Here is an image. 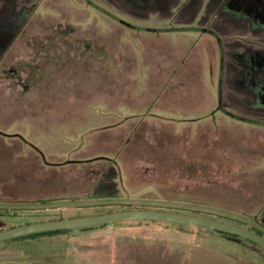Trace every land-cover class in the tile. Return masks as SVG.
<instances>
[{"label":"rangeland","instance_id":"374dc122","mask_svg":"<svg viewBox=\"0 0 264 264\" xmlns=\"http://www.w3.org/2000/svg\"><path fill=\"white\" fill-rule=\"evenodd\" d=\"M163 53L198 72L166 100L197 95L204 108L156 110L153 56ZM114 194L264 224V0H0V201ZM29 214H0V230L47 219ZM95 226L1 242L0 264H264L256 244L202 226Z\"/></svg>","mask_w":264,"mask_h":264},{"label":"water","instance_id":"95a60500","mask_svg":"<svg viewBox=\"0 0 264 264\" xmlns=\"http://www.w3.org/2000/svg\"><path fill=\"white\" fill-rule=\"evenodd\" d=\"M106 204H124L137 207L91 215L43 220L14 226L11 228L0 230V242L18 236L43 231L76 229L120 221L152 220L192 224L237 235L253 242L264 251V224H262L260 221H258L254 217H250L232 210L199 203L150 198L112 197L99 199H65L59 201L33 203L0 201V208L50 209L96 206ZM189 211L200 212L203 214H194ZM214 216L228 217L240 222H244L256 228L260 232L236 223L216 218Z\"/></svg>","mask_w":264,"mask_h":264},{"label":"crops","instance_id":"0c3cea01","mask_svg":"<svg viewBox=\"0 0 264 264\" xmlns=\"http://www.w3.org/2000/svg\"><path fill=\"white\" fill-rule=\"evenodd\" d=\"M218 56H215V58L216 57L218 58ZM186 57L187 56H185V58ZM143 59H144L143 56H140V60L142 61ZM180 59L181 58H177L176 56H171V55L166 56L164 53L163 56H153L155 67L152 76L155 78L159 76L162 77V82H161L162 85L160 87L156 85L153 91V97L155 99L154 107L158 112L171 115V118L177 117L179 114H181L182 116H188L193 112H195L196 110H201L202 108L205 107V103H203L201 99L196 98L197 95L195 99L186 101L185 103L179 98L176 99L175 101L166 100L165 98L166 96H169L172 99L173 95L174 96L179 95L178 92H184L187 94L186 92L188 89L187 86L189 85V83L190 84L192 83L191 82L192 80L196 79L194 74L198 72L194 71L192 74L190 71L192 67L183 66L180 63L182 61ZM150 60H152V58H150ZM148 71L150 73L152 72V70H148ZM149 72H148V76L150 74ZM145 73H147L146 70ZM165 117H169V116H165ZM112 123H115V121H112ZM113 155H115V153H112V156ZM73 197L76 196H69L68 198H73Z\"/></svg>","mask_w":264,"mask_h":264},{"label":"trees","instance_id":"16d2710c","mask_svg":"<svg viewBox=\"0 0 264 264\" xmlns=\"http://www.w3.org/2000/svg\"><path fill=\"white\" fill-rule=\"evenodd\" d=\"M134 27H136V26H134ZM140 29L148 30L147 28H140ZM151 30L156 31V30H159V29H151ZM219 46H220V62L222 64L223 59H224V56H223L224 55V52H223V48H222V43L221 42H219ZM221 71H222V68L220 69V74L222 73ZM220 80H221V77H220ZM218 107H219V109H222V105H221V92H219V104H218ZM229 115H231V114H229ZM236 118H238V117L236 116ZM238 119L244 120L243 118H240V117ZM245 121H248L249 122V120H246V119H245ZM113 156H115V155H113ZM112 196L113 197H121L120 195H117V194H114ZM83 198H87V199H97L94 196H91L90 197L88 195L86 197H83ZM123 198H125V197H123ZM68 199H73V198H68ZM75 199H77V198H75ZM78 199H82V198L78 197ZM1 201H4V202H18L17 200H3V199H1ZM98 206H101V205H96L94 207H98ZM50 209H56V208H50ZM71 209H73V208H71ZM125 209H130V208H125ZM45 210H41V209H0V212H1L0 214H9V215L10 214L11 215L20 214L21 215V214H25V213L29 214L28 212H33L34 214H29V215L30 216H33V217L34 216H41V217L43 216L42 219L47 218L46 220L74 217V216H71V215L49 216L47 214V212H45ZM117 210H123V209H117ZM110 211H115V210H107V211L97 212V213H91V214H98V213H104V212H110ZM180 211H183V210H180ZM189 212L194 213V214H203V213L195 212V211H189ZM86 214L91 215L90 213H86ZM214 217L219 218V219H223V220H226V221H229V222H232V223L233 222H237L236 224H239V225L245 226L247 228H250L252 230H255L257 232H260L256 228H254V227H252V226H250V225H248V224H246L244 222H240V221H237V220L228 218V217H221V216H214ZM255 219H257V218H255ZM131 221H143V220H131ZM144 221H152V220H144ZM152 222L173 223V222H166V221H152ZM177 224H182V223H177ZM100 225H104V224H100ZM93 227H96V226L82 227V228H78V229H80V230H86V229H91ZM71 230L72 229H60V230L37 232V233H32V234H27V235L18 236V237H15V238L7 239V240L1 241V242L18 241V240H26V239H35V238L41 237V236L54 235V234H62V233L70 232ZM213 231L219 232V233H223V234H226V235H230V236H234V237H239L237 235H233V234H229V233H225V232H221V231H217V230H213ZM245 240H247V239H245ZM247 241H249V240H247Z\"/></svg>","mask_w":264,"mask_h":264},{"label":"flooded vegetation","instance_id":"af4514ba","mask_svg":"<svg viewBox=\"0 0 264 264\" xmlns=\"http://www.w3.org/2000/svg\"><path fill=\"white\" fill-rule=\"evenodd\" d=\"M261 234H263V233H261ZM264 235V234H263Z\"/></svg>","mask_w":264,"mask_h":264}]
</instances>
